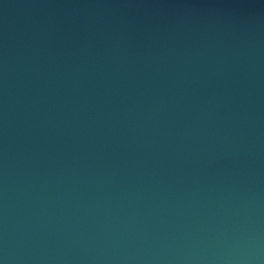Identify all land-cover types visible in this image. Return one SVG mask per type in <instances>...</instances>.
<instances>
[{
    "label": "water",
    "instance_id": "water-1",
    "mask_svg": "<svg viewBox=\"0 0 264 264\" xmlns=\"http://www.w3.org/2000/svg\"><path fill=\"white\" fill-rule=\"evenodd\" d=\"M0 264H264V0H0Z\"/></svg>",
    "mask_w": 264,
    "mask_h": 264
}]
</instances>
